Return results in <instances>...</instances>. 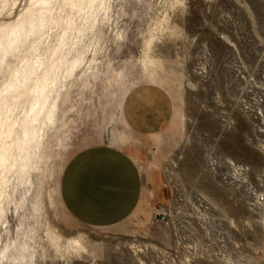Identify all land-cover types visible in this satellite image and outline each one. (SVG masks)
<instances>
[{"label": "rangeland", "instance_id": "374dc122", "mask_svg": "<svg viewBox=\"0 0 264 264\" xmlns=\"http://www.w3.org/2000/svg\"><path fill=\"white\" fill-rule=\"evenodd\" d=\"M114 1L98 26L94 69L64 101L66 121L32 188L11 177L0 248L31 237L34 264H263L264 0ZM148 44L154 84L171 93L175 117L167 131L140 139L121 105L128 90L153 83L141 63ZM98 145L130 154L146 189L143 208L110 228L76 221L60 194L71 158ZM226 161L248 168L246 184L225 179ZM158 203L168 205V223L155 217ZM48 226L64 238L82 236L87 251L56 254Z\"/></svg>", "mask_w": 264, "mask_h": 264}, {"label": "bare ground", "instance_id": "6f19581e", "mask_svg": "<svg viewBox=\"0 0 264 264\" xmlns=\"http://www.w3.org/2000/svg\"><path fill=\"white\" fill-rule=\"evenodd\" d=\"M114 2L0 0V226L8 223L11 177L30 191L32 173L46 164L50 140L66 121L62 105L94 69L100 49L98 26L112 17ZM147 49L141 63L146 78L156 83L158 76L149 67L157 61L149 54V44ZM41 208L38 191L34 210ZM45 233L60 256L87 251L82 236L64 238L51 226ZM29 240L33 241L0 248V264H34L37 251L34 239Z\"/></svg>", "mask_w": 264, "mask_h": 264}, {"label": "crops", "instance_id": "0c3cea01", "mask_svg": "<svg viewBox=\"0 0 264 264\" xmlns=\"http://www.w3.org/2000/svg\"><path fill=\"white\" fill-rule=\"evenodd\" d=\"M122 100V119L140 139L160 135L173 124L174 99L158 84L134 86ZM60 194L67 212L93 228H110L126 221L146 201L138 165L126 151L110 145L88 147L73 156L63 172Z\"/></svg>", "mask_w": 264, "mask_h": 264}, {"label": "built area", "instance_id": "2783aa9c", "mask_svg": "<svg viewBox=\"0 0 264 264\" xmlns=\"http://www.w3.org/2000/svg\"><path fill=\"white\" fill-rule=\"evenodd\" d=\"M221 166H218V168H220ZM225 168H226V174L225 179L231 178L236 180H239L240 177H243V182L244 184H246L248 182V168L247 167H239L237 165H235L233 162H229L226 161L225 162ZM154 215L155 217L163 222V223H168V220L170 218V211H169V207L167 204L164 203H158L155 207H154Z\"/></svg>", "mask_w": 264, "mask_h": 264}]
</instances>
